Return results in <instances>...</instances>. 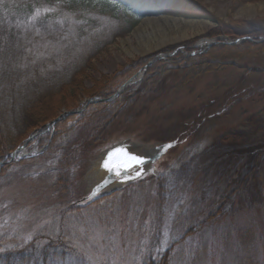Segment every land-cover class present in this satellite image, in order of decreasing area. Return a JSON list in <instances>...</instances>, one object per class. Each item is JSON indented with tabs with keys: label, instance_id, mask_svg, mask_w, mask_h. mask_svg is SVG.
<instances>
[{
	"label": "rangeland",
	"instance_id": "1",
	"mask_svg": "<svg viewBox=\"0 0 264 264\" xmlns=\"http://www.w3.org/2000/svg\"><path fill=\"white\" fill-rule=\"evenodd\" d=\"M174 3L187 15L152 16L198 29L153 50L158 26L141 18L116 36L133 17L98 3L58 19L59 29L36 26L44 12L21 26L42 70L22 103L30 122L0 141L16 154L0 164V264H264V74L246 68L264 64V0ZM180 53L194 56L171 65ZM157 54L168 63L160 75L128 83ZM127 76L125 90L109 93ZM242 80L249 97L224 104ZM197 118L192 139L172 138ZM120 141L148 146L157 164L141 181L100 187L92 168Z\"/></svg>",
	"mask_w": 264,
	"mask_h": 264
},
{
	"label": "trees",
	"instance_id": "2",
	"mask_svg": "<svg viewBox=\"0 0 264 264\" xmlns=\"http://www.w3.org/2000/svg\"><path fill=\"white\" fill-rule=\"evenodd\" d=\"M174 2L175 0H0V141L1 138H3V136H4V140H6V135H5L6 132L8 133L14 132L18 128H23V126H27L26 125L27 121L28 123L30 122L28 120L30 118L29 117L30 114H26L25 118L23 120L21 119V115H23V113H26L28 110V106L22 103L26 102L28 96L31 94L32 90L34 89V80H36L35 73L37 74L38 73L37 70L38 69L42 70V68L40 67V62L36 61L31 56L30 49H27L28 41H26V36L28 34H31L30 33L31 30L23 32L21 31L20 28L23 24L29 21L34 15L41 16L43 12L45 13L42 15L43 19L37 21L36 26L40 25L38 23H43L45 24V26L46 24H49L48 26L49 29H59V25L56 24L58 23L56 22L58 19L59 20H61V18L65 19V15L67 14L66 18L68 22L69 17H73V16L79 17V14H76L75 12L78 8L84 6L92 7L94 6L93 4L98 3L99 5L102 6L103 9H105L104 11H111L112 14L116 17V19L117 18L120 19L127 15H131V17H133L132 20H129V18H125V17L122 19L123 21H125V23L127 21L130 22L125 29L123 28L122 30H119L117 32L116 36H122L123 34L130 32L134 28V26L139 22V20L146 15L159 14V13L187 15L185 10L188 8H186V6L183 7L184 5L181 3L177 4ZM119 12H122L120 13L121 16H119L118 14ZM78 17H74V18H78ZM78 26L75 25L74 28L80 30V31L75 30L77 31L76 33L77 35L79 33H82L83 30L80 28V26L79 27ZM84 34L85 33H83V38L78 44L81 50H83L84 46L86 45L84 38L87 37V34L85 35ZM96 36L98 35L95 36L90 35V37H92L95 40L94 43L97 42L98 40ZM106 44L108 43L101 44V46L97 45L98 48H95V52L98 51L101 47L105 46ZM92 45L93 44H91V46ZM12 46L15 47V49H18L19 52L15 51V49ZM20 52H24V54H29V55H26L25 57H20V56L18 57L17 54H19ZM191 56L194 55L192 54L183 55L182 53H180L179 56L178 55L176 56L177 61L173 62L171 65L178 64ZM86 57H87L86 60H90L92 58V54L86 55ZM170 59H174V58H170ZM146 63L147 61L142 63L141 68L144 67ZM258 63L260 64L259 65L248 64L246 67L248 69L247 73L264 74V64L261 65V62ZM167 64L168 63H166L164 59L156 60L152 65H150L147 68L145 72L144 80L149 81L153 77H158L160 75L162 67L166 66ZM171 65L168 66V68H172L173 66ZM127 78L129 77L127 76L125 79L121 80L116 86H114L113 90L109 91V93L115 94L118 87L122 83H124ZM71 79H73V76H71L70 80ZM250 93L251 91L249 92V95ZM249 95H248L247 85L245 86L242 80L239 85L235 84L232 90L230 89V91H225L223 95H221L220 97L225 104L226 101L224 99L226 96H229L228 99L229 101L231 100L233 101L235 100L234 99L235 96L241 98V97H249ZM105 98H109V96H106ZM121 98L123 99L124 97ZM216 98L218 99V97H215L212 100H210V102L212 101V103L218 104ZM125 99H127V97ZM228 100L227 103L229 102ZM113 101H109L108 103H111ZM210 102L204 105L205 107L204 109L210 106ZM96 104H100V103L99 102L91 103V105H96ZM121 105L122 104L120 103L117 105V107L120 108ZM18 108L21 109V111H19ZM206 118L207 115L203 116V119ZM200 119L201 118H197L191 120L190 122L183 123L182 126H179L177 128L178 131L172 138L176 139L180 137L182 138L194 137L198 131L197 130L198 126L202 125V121ZM61 121L62 119L58 120L53 125L54 127L53 129H55V126L60 124ZM44 124L45 123H42V125L40 126H44ZM36 128L33 127L32 130ZM183 131L185 133L184 136H180L179 133ZM8 151H10V148L2 147L0 143L1 161L5 158ZM9 159H6L4 161L2 168H4V166L7 165Z\"/></svg>",
	"mask_w": 264,
	"mask_h": 264
},
{
	"label": "bare ground",
	"instance_id": "3",
	"mask_svg": "<svg viewBox=\"0 0 264 264\" xmlns=\"http://www.w3.org/2000/svg\"><path fill=\"white\" fill-rule=\"evenodd\" d=\"M148 24L150 25H155L158 26L159 29V35L162 36V38L156 43L153 44L151 42H147L146 41V47L148 50H153L154 48H156L157 46H160L162 44H165L167 42H170L172 39H181V38H185L187 36H190L194 33L193 30L195 28H197V26H199L198 23L194 22V21H187L185 19H181V18H174V17H167V16H163L161 19H157V18H151L148 21H146ZM166 23H171L174 28V30H171L169 32H164L167 31L168 29H165L163 27V24ZM167 24V25H168ZM163 26V27H162ZM198 29V28H197ZM68 113H70L68 111ZM92 175L94 176V178L97 180V185L100 187H106V186H114L116 185L115 183V179L114 177H112L111 175H109L108 173L102 171L99 167V164H97V162L95 163L94 167L92 168L91 171Z\"/></svg>",
	"mask_w": 264,
	"mask_h": 264
},
{
	"label": "snow or ice",
	"instance_id": "4",
	"mask_svg": "<svg viewBox=\"0 0 264 264\" xmlns=\"http://www.w3.org/2000/svg\"><path fill=\"white\" fill-rule=\"evenodd\" d=\"M171 147V145H169ZM120 157V162H114V158ZM145 157L140 155H135L131 152H129L124 147H118L115 148L113 151L108 153L107 160H105L103 167L111 170H115L118 174L120 173L121 169L124 168H130L133 166V164L136 165H143L145 163ZM150 159V157L148 158ZM143 172V168H138L135 170V175L140 176ZM125 179H128V176L124 177Z\"/></svg>",
	"mask_w": 264,
	"mask_h": 264
},
{
	"label": "water",
	"instance_id": "5",
	"mask_svg": "<svg viewBox=\"0 0 264 264\" xmlns=\"http://www.w3.org/2000/svg\"><path fill=\"white\" fill-rule=\"evenodd\" d=\"M160 17L162 18L163 16H160ZM167 17H170V16H167ZM151 18H158V17H157V16L145 17V18L142 19V22H141V23H143V22L145 23L146 21H148V20L151 19ZM234 42H239V40H236V41H234ZM160 56H161V54L156 55V56L153 58V60L150 61V63H152L154 60L160 58ZM130 82H131V80L128 81V83H130ZM128 83L125 84V85H123V86L118 90V93L121 92V91L124 89V87L128 85ZM57 119H58V118H57ZM13 155H15V153H13Z\"/></svg>",
	"mask_w": 264,
	"mask_h": 264
}]
</instances>
